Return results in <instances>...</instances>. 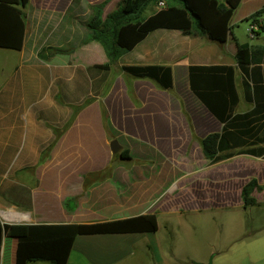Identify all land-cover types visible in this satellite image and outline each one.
I'll return each instance as SVG.
<instances>
[{"label": "crops", "instance_id": "1", "mask_svg": "<svg viewBox=\"0 0 264 264\" xmlns=\"http://www.w3.org/2000/svg\"><path fill=\"white\" fill-rule=\"evenodd\" d=\"M121 1L29 0L23 10V47L12 51L18 56L0 87V222L94 223L152 214L158 223L155 233L76 237L67 264H195L224 258L225 251L212 246L196 251L198 223L208 214L242 213L246 227L248 216L264 218V189L252 191L254 205L244 207L241 200V190L251 180L264 188V154L247 152L264 150V142L208 161L200 141L220 133L222 123L191 92L188 68L232 67L239 98L236 115L254 109L245 99L243 81L264 86V60L250 65L245 77L231 36L218 43L158 29L110 70H101L96 66L108 62L103 48L84 42L85 24L92 17L88 6L105 3V18ZM263 6L264 0H242L234 14L246 8L244 21ZM258 20L264 22V14ZM231 25L237 39L232 20ZM250 39L254 43L249 45L264 48V33ZM44 47L57 50L47 61L37 56ZM129 66L170 67L172 90L122 71ZM177 73L181 95L175 92ZM260 124L257 136L264 137V110ZM113 139L121 151H129L130 160L111 152ZM67 198L76 199L74 211L65 208ZM6 212L17 219H4ZM259 232L254 237L264 229ZM2 245L1 264H15L16 240L5 237Z\"/></svg>", "mask_w": 264, "mask_h": 264}, {"label": "trees", "instance_id": "2", "mask_svg": "<svg viewBox=\"0 0 264 264\" xmlns=\"http://www.w3.org/2000/svg\"><path fill=\"white\" fill-rule=\"evenodd\" d=\"M242 0H122L116 9L103 18L105 3L91 6L92 17L85 24L84 42H96L103 48L108 62L96 66L108 71L119 57L131 51L147 35L158 29L179 31L190 38L205 37L211 41L224 43L231 36L235 45V61L242 72L248 76V67L264 60V48L241 44L233 36L231 20ZM160 2L164 7L158 8ZM29 0H0V49L20 51L25 35L23 10ZM157 8V9H156ZM150 11L151 14H145ZM264 14V6L251 14L246 20L257 23L258 33H264V22L259 18ZM57 50L42 48L37 56L47 61ZM122 71L136 78H150L160 87L172 90V70L168 66H129ZM188 80L191 92L208 111L222 123L220 133H212L201 141L204 157L214 163L230 157L221 152L257 145L264 142L257 136L264 110V86L253 82L248 86L243 81L246 101L255 104L252 111L234 115L239 102L234 83V69L230 66H189ZM250 89V92H249ZM252 155H263V149L247 150ZM130 160L128 150L118 155ZM264 189L251 180L241 190L244 207L255 204L252 191ZM64 206L69 211L76 208V199L67 198ZM158 230L157 218L144 214L126 219L94 223H49L17 224L0 222V264L1 248L5 237L17 242L15 264L46 262L48 264H67L74 240L78 236L155 233Z\"/></svg>", "mask_w": 264, "mask_h": 264}, {"label": "rangeland", "instance_id": "3", "mask_svg": "<svg viewBox=\"0 0 264 264\" xmlns=\"http://www.w3.org/2000/svg\"><path fill=\"white\" fill-rule=\"evenodd\" d=\"M88 9L92 12L91 6H88ZM245 13H247V9L243 8L234 14L232 18L234 35L240 42L254 43V40L250 39L248 32L250 24L241 19ZM86 16L87 15L82 18L84 19ZM57 25L58 22L45 34L46 38L47 36H50L52 32H55V27ZM17 56L18 55L15 52L0 49V87L5 80L7 73L15 64L14 58ZM181 91L182 76L180 73H177L175 92L181 95ZM117 155H119V152L116 156ZM251 213H254V211H251ZM260 213L264 215V209L260 211ZM243 217L244 214L242 213H239L238 216L232 217L225 214H208L206 216H202L200 218V226L198 223V228L200 227L198 236L201 237L199 240L200 244L194 245L196 251L201 253L203 251V247L210 248L211 246L212 249L215 248L216 251L223 249L225 251L223 253L225 257H217L214 259L213 264H219L222 260H225V263H228L229 261L242 260L244 264H264V233L254 237L255 234L257 235V233H262L259 231L264 229L262 228L264 227V218L259 220V218L257 219L255 216L250 215L248 217H250V220L251 218L254 219V221L250 222L249 220V222H247L248 226L246 227L243 222ZM189 219L193 220L191 217H189ZM246 220H248V218H246ZM251 237L254 238L249 239Z\"/></svg>", "mask_w": 264, "mask_h": 264}, {"label": "water", "instance_id": "4", "mask_svg": "<svg viewBox=\"0 0 264 264\" xmlns=\"http://www.w3.org/2000/svg\"><path fill=\"white\" fill-rule=\"evenodd\" d=\"M110 150L113 154H117L121 151V146L116 139H113L109 143ZM121 159V158H120ZM195 264H213L212 257L208 259L206 263H195Z\"/></svg>", "mask_w": 264, "mask_h": 264}, {"label": "built area", "instance_id": "5", "mask_svg": "<svg viewBox=\"0 0 264 264\" xmlns=\"http://www.w3.org/2000/svg\"><path fill=\"white\" fill-rule=\"evenodd\" d=\"M162 7H164V3L160 2L158 8H162ZM258 31H259L258 25L255 23H251L248 30L250 38L256 37Z\"/></svg>", "mask_w": 264, "mask_h": 264}, {"label": "bare ground", "instance_id": "6", "mask_svg": "<svg viewBox=\"0 0 264 264\" xmlns=\"http://www.w3.org/2000/svg\"><path fill=\"white\" fill-rule=\"evenodd\" d=\"M2 217L6 220H16L17 219V216L11 212L3 213Z\"/></svg>", "mask_w": 264, "mask_h": 264}]
</instances>
